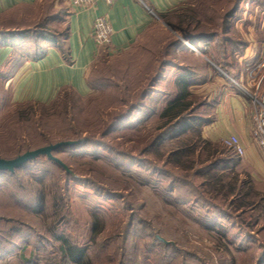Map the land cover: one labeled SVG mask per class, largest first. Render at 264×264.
Segmentation results:
<instances>
[{"label": "rangeland", "instance_id": "1", "mask_svg": "<svg viewBox=\"0 0 264 264\" xmlns=\"http://www.w3.org/2000/svg\"><path fill=\"white\" fill-rule=\"evenodd\" d=\"M224 1L197 0V7L204 16L203 24H211L205 27L206 30L218 21L207 22L209 17L215 16L212 10L222 13ZM39 4L20 5L0 13V32L12 26L31 24L32 27L44 12V6ZM254 6H259L255 0L240 2L238 14ZM234 19L233 24L238 18ZM57 26L64 28L63 23ZM177 39L184 45L178 50L169 49L171 55H167L170 43ZM3 40L0 37V46ZM187 42L192 43L189 37L161 20L141 45L119 54L100 55L90 72L93 85L90 95L82 97L68 93L60 100L45 104L14 101L9 82L10 64L0 68V157L13 158L26 150L61 140L89 138L79 146L55 153L71 173H66L43 155L14 174L0 173V264H75L63 262L58 252L60 240L46 232L54 226H57L56 234L70 236L74 243L89 247L93 264H202L191 259L192 252L201 250L213 256L214 264H230L231 250L223 248L217 252L214 249L221 239L220 234L207 231L201 222L187 221L182 213L164 204L162 193L171 187L174 191L170 196L180 200L183 208L190 209L193 212L190 214L200 218L203 225L208 222L221 230L228 227L229 237L236 241L232 249L237 264H252L258 249L244 232L247 229L242 231L226 219H219L218 225L212 220L206 222L205 208L190 199L188 187L175 177L176 169L165 164L161 150L166 151L172 141L160 149H148L156 133L158 111L173 92L180 72L173 65L177 62L202 67V55L206 53L200 47L196 46L195 50L186 46ZM206 44L201 42L203 48ZM168 58L174 64L165 69L144 105L128 115L129 107L140 102L143 88L148 86L160 62ZM216 65L234 76L229 69ZM206 112L212 110L207 108ZM145 182H148L147 186L143 185ZM194 183L198 185L199 180ZM40 189L45 195L44 210L36 215L33 209ZM56 194L62 197V202L54 208ZM127 205H135L136 220L132 221L127 240H123L120 236H126L133 211ZM139 220L164 224L166 237H161L171 247H164L151 238L148 224H141ZM96 223L98 229L103 224L106 229L98 241L93 242V235L98 230L94 227ZM183 228H187L190 235L188 241L181 239L185 236ZM253 235L255 240L264 241V233ZM177 237L181 239L179 245L173 242ZM221 242L227 244L226 239ZM239 244H251L253 248L238 252L236 246ZM193 245L196 248L192 249ZM202 252L200 256H203ZM202 258L205 260V256ZM206 260L212 263L211 259Z\"/></svg>", "mask_w": 264, "mask_h": 264}, {"label": "trees", "instance_id": "2", "mask_svg": "<svg viewBox=\"0 0 264 264\" xmlns=\"http://www.w3.org/2000/svg\"><path fill=\"white\" fill-rule=\"evenodd\" d=\"M57 1L58 0H42L40 2L39 5L42 7L44 6V12L38 20L32 23V27L31 24L27 27H20L21 25L18 27L12 26L11 29L7 27L6 29H3L4 32H0V37L5 39L3 40L2 45L9 44L16 48L8 62L10 67L13 59L17 60L39 56L44 51L42 45L44 42L58 43L64 49L63 44L69 38L70 28L65 20L66 10L65 8L59 10V8L56 7ZM243 1L246 0H225L222 13H218L213 9L212 12L215 16L211 18L209 17L207 22L211 23L212 21L214 23V20L216 19L218 21H216L215 24H212L213 28L210 30L205 29L207 25L211 24H203L204 16L202 15V11L197 7V0L189 1L174 9L171 13L162 15L161 17L175 29L181 31L184 36L189 37L193 43L197 44L204 39L215 42H217L216 40L219 38L224 40L216 43L218 52L216 55L212 53L210 54L208 51L206 52L204 50L203 52L207 54L209 53L208 57L213 63L229 69L223 60L225 59L228 50L231 48L230 40L235 36L234 33L231 32L232 27L235 25L233 24V21L235 20V17L238 18V13L240 11L238 8L239 3ZM255 1L264 5V0ZM62 23L64 28L57 26L62 25ZM8 39L9 41L7 43ZM12 41H14V43ZM182 44L183 43L180 39L172 41L166 54L171 55L169 49H173L174 51L177 45L179 46ZM106 47L107 45L101 46L100 55L108 53ZM173 64V60L169 58L160 62L155 75L149 80L150 82H148V86L143 88L144 91L141 94L140 102L132 104L129 107L127 112L128 115H131L133 111L139 108V106L141 107L144 105V100L155 90V86L164 75L163 72L165 69ZM174 66L178 68L180 72L175 79L173 92H171L169 99L158 111V121L155 126L156 133L153 135V140L148 149L149 151L160 149V147L166 142L172 141L171 146L166 151L161 150L160 156L165 164L176 169L177 174H175V177L178 179V182L188 187L190 199L195 202L197 206L205 208L206 222L212 220L214 224L218 225L217 223L219 219H226L230 221L233 226L242 228V231L243 229H247L244 232H246L247 236L252 238L249 239L250 241L257 244L258 249V252H256L253 257L254 261L252 264H264V241L259 242L258 240H255V236L253 235V233H257V235L264 233V189H260L261 187L257 185V182L247 169L240 168L239 161L241 156L237 154L233 148L226 146L222 141L209 140L203 135V126L214 118L213 112H206L207 108L211 109L212 102L205 97L204 100H200L202 97L197 99L198 96L195 94L192 87L203 79L200 77V71H203L208 66H211L214 70L215 68L212 67V64L206 59L203 60L202 67L199 68H196L194 64H180L177 62ZM9 69L11 70V68ZM89 83L93 91L90 77ZM68 93L79 95L73 89L64 88L60 91L55 100L59 98L62 99ZM19 104L34 105L45 103L32 100L20 102ZM128 115L124 117V119L127 118ZM87 139L89 138L68 139L76 140L77 143L74 145L62 146L55 150L54 154L66 148L79 146L83 140ZM35 159L30 160L27 163L34 161ZM47 159L58 167L63 168L66 173L72 172L70 168L69 171H67L54 160H51L48 157ZM27 163L21 168H17L14 172L1 170L0 173L14 174L17 170L26 167ZM197 179L199 180L198 185L194 183ZM143 185L147 186L148 182H145ZM173 191L174 188L172 187L164 190V193H162L163 197L161 196L164 204L182 213V216L185 217L187 221L201 222L202 226L207 231L220 234V238L226 239L227 244H223L221 239H218V244L214 249L217 252H221L223 248L227 249V251L231 250L233 257L230 260V264H237L235 251L232 249V245H235L236 241L233 237H229L228 227L224 226L225 228H222L221 230L215 226L216 230L214 226H212V224L209 225L208 222L203 225L200 218H196L190 214L192 212L190 209L183 208L184 206H182L180 200L173 199L170 196V192L172 193ZM56 195L53 197L52 206L54 208L58 207L60 202H62V197L58 194ZM44 200L45 195L43 190L40 189L35 198L36 206L33 209V212L36 215L41 214L44 210ZM134 206L127 205V207H129L128 209L131 210L134 209ZM139 208H142V205H140ZM133 213L134 210L131 214V221L128 224L129 227L125 232L126 236H120L122 239L124 238L127 240L128 234L131 232L132 221L134 222V220H136ZM61 219L62 218L58 221ZM139 222H141V224L147 223L143 220H139ZM147 224L151 231V238L154 237L155 240L158 241V243L163 244L164 247H171V244L161 237H166L164 224L161 223L155 225L153 222H148ZM94 227L95 229H98L97 223L94 224ZM56 229L57 226L47 228L46 232L52 233L55 240H60L61 244L58 246V252L64 263L93 264L92 258L88 252L89 247L80 246L74 243L70 236L56 234ZM105 229L106 228L103 224L102 228L100 227V229L96 230L92 241L97 242L99 239L98 237L105 232ZM18 230L20 231L21 229L18 228ZM182 233L185 236L181 239L188 241L190 235L188 236L187 228H183ZM169 239L172 240V238ZM181 239L177 237L173 242L179 245L181 244ZM173 246L174 244H172V247ZM149 247L151 248L150 245ZM236 247L238 252H245L248 250V247H250L249 249L253 248L251 244L248 246H241L239 244ZM193 248L196 247L193 245L192 249ZM148 251L150 252L152 250L148 249ZM201 252H192L191 259L193 261H200L202 264H214V258L211 254H205L202 252L203 256H205L204 260L202 258L203 256H200ZM206 259H211L212 263L208 262ZM120 264H122V262Z\"/></svg>", "mask_w": 264, "mask_h": 264}, {"label": "crops", "instance_id": "3", "mask_svg": "<svg viewBox=\"0 0 264 264\" xmlns=\"http://www.w3.org/2000/svg\"><path fill=\"white\" fill-rule=\"evenodd\" d=\"M41 1L0 0V13ZM189 1L192 0H115L108 4L105 0H97L94 6L85 7L74 5L72 0H58L56 7L66 10L69 38L63 44L64 49L58 43L44 42V51L39 56L11 61L9 82L14 101L48 103L54 101L64 88L73 89L81 96L90 95L89 75L101 52L93 34L94 21L99 15L107 16L113 27L111 44L106 47L108 54H119L141 45L161 20L168 23L162 15ZM258 5L239 14L231 31L235 35L230 40L231 48L223 60L234 78L243 84L247 83V68L264 52V5ZM201 42L207 46L203 48ZM216 43L204 39L194 46L216 55ZM183 45H177L176 50ZM15 49L9 44L0 46L1 69L6 68ZM209 53L202 57L215 70L208 66L200 71L203 79L192 87L197 96L212 102L214 118L203 126V135L212 141L237 135L245 148L239 166L247 169L260 189H264V147L259 145L254 135L253 102L223 69L209 59Z\"/></svg>", "mask_w": 264, "mask_h": 264}, {"label": "built area", "instance_id": "4", "mask_svg": "<svg viewBox=\"0 0 264 264\" xmlns=\"http://www.w3.org/2000/svg\"><path fill=\"white\" fill-rule=\"evenodd\" d=\"M105 1L108 4H113L115 0ZM72 3L77 6L87 7L94 6L97 3V0H72ZM93 34L100 47L111 44L113 27L107 16L99 15L96 17L93 26ZM227 76L242 92L246 93L253 102V119L255 122L254 135L256 136L259 145L264 147V52L257 62L247 68L246 84H243L229 75ZM222 142L226 146L233 148L240 156L244 155L245 148L237 135L232 134L225 137L222 139Z\"/></svg>", "mask_w": 264, "mask_h": 264}, {"label": "water", "instance_id": "5", "mask_svg": "<svg viewBox=\"0 0 264 264\" xmlns=\"http://www.w3.org/2000/svg\"><path fill=\"white\" fill-rule=\"evenodd\" d=\"M76 143V140H61L45 146L26 150L25 152L13 158L0 157V171L8 170L14 172L17 168H21L22 166H24L28 161L33 160L41 155H46L49 159L54 160L62 167H64L67 171H69V167L65 164V162H63L61 158L54 154V151L62 146L74 145Z\"/></svg>", "mask_w": 264, "mask_h": 264}, {"label": "bare ground", "instance_id": "6", "mask_svg": "<svg viewBox=\"0 0 264 264\" xmlns=\"http://www.w3.org/2000/svg\"><path fill=\"white\" fill-rule=\"evenodd\" d=\"M187 45L190 47V48H193V49H197L194 44L190 43V42H187Z\"/></svg>", "mask_w": 264, "mask_h": 264}]
</instances>
